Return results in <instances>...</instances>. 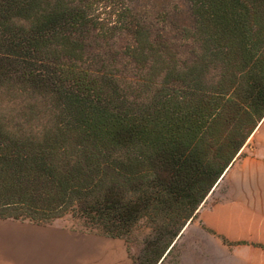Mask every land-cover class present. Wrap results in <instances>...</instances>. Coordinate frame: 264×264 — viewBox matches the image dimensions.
<instances>
[{"label":"trees","instance_id":"1","mask_svg":"<svg viewBox=\"0 0 264 264\" xmlns=\"http://www.w3.org/2000/svg\"><path fill=\"white\" fill-rule=\"evenodd\" d=\"M158 1L0 0V219L171 254L264 119V0Z\"/></svg>","mask_w":264,"mask_h":264},{"label":"crops","instance_id":"2","mask_svg":"<svg viewBox=\"0 0 264 264\" xmlns=\"http://www.w3.org/2000/svg\"><path fill=\"white\" fill-rule=\"evenodd\" d=\"M252 137L257 141L253 152L237 158L218 183L228 182L226 194L212 204L200 205L193 225L188 222L179 236L184 239L190 228L202 233L207 246L198 249L200 256L194 264H264V119ZM81 244L64 264H118L106 261L110 256L103 252L102 244L90 251L84 241ZM38 257L29 253L22 258L25 264H32ZM122 264H127L125 259Z\"/></svg>","mask_w":264,"mask_h":264},{"label":"rangeland","instance_id":"3","mask_svg":"<svg viewBox=\"0 0 264 264\" xmlns=\"http://www.w3.org/2000/svg\"><path fill=\"white\" fill-rule=\"evenodd\" d=\"M153 2L159 3L158 0H153ZM254 138L252 137L247 142L236 159H241L253 152L257 146ZM228 185L226 181L218 185L212 191V197L210 193L203 203L206 202L205 205H209L223 198ZM144 230L143 226L136 228L132 240L127 242L124 238H112L98 229L87 227L85 222L73 212L42 223L10 218L0 219V263L25 264L22 257L34 253L39 257L32 264H64L65 258L80 248L81 241H84L88 246L86 251L100 248L98 244H102L103 252L110 256L106 258L107 262L111 260L122 264V259H125L127 264H136L135 260L140 257V240L145 233ZM199 231V228L194 230L190 228L184 239L178 238L171 254L162 264H194L200 256L198 249L204 248L205 250L207 246L206 241L201 240L202 233ZM204 237L206 238L205 235ZM107 239L115 241L111 243ZM203 253L205 254V251Z\"/></svg>","mask_w":264,"mask_h":264}]
</instances>
